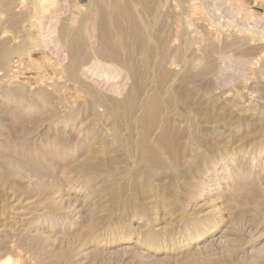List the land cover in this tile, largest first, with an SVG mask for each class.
Segmentation results:
<instances>
[{
  "label": "rangeland",
  "instance_id": "rangeland-1",
  "mask_svg": "<svg viewBox=\"0 0 264 264\" xmlns=\"http://www.w3.org/2000/svg\"><path fill=\"white\" fill-rule=\"evenodd\" d=\"M6 258L264 264V0H0Z\"/></svg>",
  "mask_w": 264,
  "mask_h": 264
},
{
  "label": "bare ground",
  "instance_id": "bare-ground-1",
  "mask_svg": "<svg viewBox=\"0 0 264 264\" xmlns=\"http://www.w3.org/2000/svg\"><path fill=\"white\" fill-rule=\"evenodd\" d=\"M235 5V4H234ZM19 262V261H18ZM20 263V262H19ZM0 264H16L11 258H6L0 262Z\"/></svg>",
  "mask_w": 264,
  "mask_h": 264
}]
</instances>
